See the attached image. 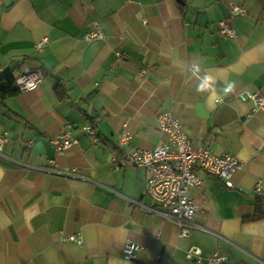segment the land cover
<instances>
[{"label": "crops", "instance_id": "obj_1", "mask_svg": "<svg viewBox=\"0 0 264 264\" xmlns=\"http://www.w3.org/2000/svg\"><path fill=\"white\" fill-rule=\"evenodd\" d=\"M233 4L246 13L231 16ZM222 19L236 37L221 35ZM95 26L104 37L86 40ZM25 66L43 71L39 87L0 94V135L11 136L0 149V264H197L191 247L264 264V212L248 218L259 197L264 210V110L239 96L264 94V0H0V78ZM167 109L195 143L243 162L228 181L198 169L205 194L189 196L202 227L189 236L147 208L143 168L116 165L166 141ZM125 122L132 138L120 147ZM65 130L79 143L61 153L51 139ZM128 240L141 244L135 259Z\"/></svg>", "mask_w": 264, "mask_h": 264}, {"label": "built area", "instance_id": "obj_2", "mask_svg": "<svg viewBox=\"0 0 264 264\" xmlns=\"http://www.w3.org/2000/svg\"><path fill=\"white\" fill-rule=\"evenodd\" d=\"M229 12L231 16H235L245 14L246 9L242 5L233 4ZM219 30L225 38L237 36L227 19L219 21ZM103 37L104 33L99 26L88 30L84 35L86 40L102 39ZM49 41L48 36L43 37L37 42V49L42 50ZM192 70L196 73L199 69L194 67ZM43 77L42 70L25 66L15 78L14 85L21 92L31 91L39 87ZM239 96L243 100H252L255 111L264 110V94L260 91L247 90L241 92ZM218 101H222V99L219 98ZM157 121L159 128L167 135L166 141L154 149H131L116 160V165L117 167L133 165L144 168L148 184L147 192L157 203L156 206L149 207V209L174 221L179 227L181 235H189L195 228L202 227L194 221V216L200 207L189 196L190 187H195L205 194L206 185L199 176L198 169L228 181L237 169L242 168L243 162L231 153L215 154L205 142L195 143L171 110L160 112ZM84 128L89 134H96L92 125H86ZM10 137L8 132L0 135V149ZM131 138L132 133L128 128V123L125 122L118 137L119 145L129 146ZM51 141L55 149L61 153L79 143V140L72 136L69 130L54 136ZM32 143L33 141L29 140L27 145L30 146ZM52 162L55 161L51 159L50 163ZM257 189L261 192L260 182H258ZM71 238L81 242L78 236L74 235ZM140 248V243L128 240L123 249L124 256L129 259L134 258ZM186 256L188 258L195 257L198 263H201L204 258L199 251L194 249L187 250ZM228 258V254L222 252H215L207 256L210 264H225Z\"/></svg>", "mask_w": 264, "mask_h": 264}, {"label": "trees", "instance_id": "obj_3", "mask_svg": "<svg viewBox=\"0 0 264 264\" xmlns=\"http://www.w3.org/2000/svg\"><path fill=\"white\" fill-rule=\"evenodd\" d=\"M15 78L16 76H14L12 72H6L5 75H3V77L0 78V94L3 97L16 95L21 92L14 85ZM56 86L58 88L59 86H61V83L59 80L56 83ZM262 201H263L262 197L257 198V200L255 201L254 212L248 217L249 219H253L256 217L259 218L263 216L264 210L262 207Z\"/></svg>", "mask_w": 264, "mask_h": 264}, {"label": "bare ground", "instance_id": "obj_4", "mask_svg": "<svg viewBox=\"0 0 264 264\" xmlns=\"http://www.w3.org/2000/svg\"><path fill=\"white\" fill-rule=\"evenodd\" d=\"M118 144H119V142H118ZM119 146H120V145H119ZM120 147H122V146H120ZM127 166H133V165H127ZM133 167H137V166H133ZM141 168H142V167H141ZM143 169H144V168H143ZM144 171H145V170H144ZM145 174H146V173H145ZM147 188H148V187H147ZM156 205H157V203H156ZM156 205L147 206V208L149 209V207H154V206H156ZM149 210H150V209H149ZM150 211H151V210H150ZM152 212H153V211H152ZM154 213H155V212H154ZM156 214H158V213H156ZM158 215H160V214H158ZM161 216H162V215H161ZM164 218H165V217H164ZM194 218H195V216H194ZM166 219H168V218H166ZM168 220H170V219H168ZM171 221H172V220H171ZM172 222H174V221H172ZM174 223H175V222H174ZM175 224H176V223H175ZM176 226H177V224H176ZM177 227H178V226H177ZM178 230H179V227H178ZM179 233H180V230H179ZM191 233H192V232H191ZM191 233H190V234H191ZM190 234H189V235H190ZM180 235H181V234H180ZM189 235H181V236H189ZM75 236H76V235H75ZM74 240H75V239H74ZM131 241H132V240H131ZM140 249H141V248H140ZM140 249H139V250H140ZM189 249H194L195 251H199V250L195 249L194 247H191V248H189ZM189 249H188V250H189ZM139 250H138V251H139ZM138 251H137V252H138ZM137 252H136V253H137ZM199 252H200V251H199ZM200 253H201V252H200ZM201 254H202V253H201ZM202 255H203L204 258H203V260L201 261V263H198V262L196 261L195 257H192V258H190V259H193L197 264H202V262H203L205 259H207V256H208V255H204V254H202ZM210 255H212V254H210ZM124 257H125V256H124ZM135 258H136V256H135L134 258H131V259H135ZM127 259H129V258H127ZM207 260H208V259H207ZM228 260H229V258H228ZM228 260L225 262V264L228 262Z\"/></svg>", "mask_w": 264, "mask_h": 264}]
</instances>
